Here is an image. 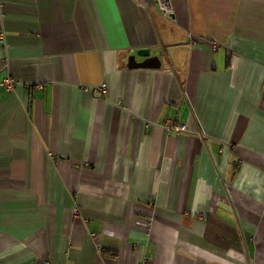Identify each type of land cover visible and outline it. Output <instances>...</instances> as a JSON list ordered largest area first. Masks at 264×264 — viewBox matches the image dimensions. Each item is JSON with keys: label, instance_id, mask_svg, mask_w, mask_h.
<instances>
[{"label": "crops", "instance_id": "crops-1", "mask_svg": "<svg viewBox=\"0 0 264 264\" xmlns=\"http://www.w3.org/2000/svg\"><path fill=\"white\" fill-rule=\"evenodd\" d=\"M168 1L0 0V264H264V0Z\"/></svg>", "mask_w": 264, "mask_h": 264}, {"label": "built area", "instance_id": "built-area-1", "mask_svg": "<svg viewBox=\"0 0 264 264\" xmlns=\"http://www.w3.org/2000/svg\"><path fill=\"white\" fill-rule=\"evenodd\" d=\"M159 5L160 8L162 10V13L164 16H168L171 12V8H170V3L168 0H156ZM0 40H2V35L0 34ZM193 44V43H192ZM18 82L16 80H14L13 78H6L3 80V85L8 89V90H12L16 84ZM98 91L101 93H105L106 91V85L102 84L101 86H99ZM165 128L168 132L170 133H174V134H179L182 132L186 131V127L182 124L179 123H175L172 121L166 122L165 123Z\"/></svg>", "mask_w": 264, "mask_h": 264}, {"label": "water", "instance_id": "water-1", "mask_svg": "<svg viewBox=\"0 0 264 264\" xmlns=\"http://www.w3.org/2000/svg\"><path fill=\"white\" fill-rule=\"evenodd\" d=\"M137 55L143 57L142 62H136L135 56H129L127 59V67L129 68H142V69H158L160 68V61L158 57H151L149 50L141 49L138 50Z\"/></svg>", "mask_w": 264, "mask_h": 264}]
</instances>
